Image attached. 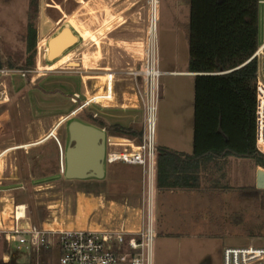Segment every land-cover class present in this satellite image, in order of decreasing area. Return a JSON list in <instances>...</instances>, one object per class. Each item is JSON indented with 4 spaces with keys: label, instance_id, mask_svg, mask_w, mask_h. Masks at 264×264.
Masks as SVG:
<instances>
[{
    "label": "rangeland",
    "instance_id": "374dc122",
    "mask_svg": "<svg viewBox=\"0 0 264 264\" xmlns=\"http://www.w3.org/2000/svg\"><path fill=\"white\" fill-rule=\"evenodd\" d=\"M151 2L38 0L34 25L38 31L35 67L39 72L29 79L9 78L5 84L9 100L0 104V150L31 146L9 152L0 163V211L7 209L3 215L7 226L11 224L13 204H23L27 206L28 221L37 226L59 223L61 228L105 230L125 225L133 231L145 226L152 211L156 233L153 264H223V252L228 247H264V190L256 188L257 172L252 160L232 157L221 162L218 172L204 175L201 189L187 193L158 192L153 184L151 199L147 196L150 179L142 166L105 163L106 175L101 180L65 177L68 127L72 121L94 125L97 115L96 119L108 126L143 128L144 112L139 103L134 106L136 92L128 79L125 85L120 84L122 89L117 87V92H126V97L113 106L95 105L72 116L80 105L73 102V97L83 93L101 95L106 72L132 68L143 57ZM29 3L0 0V62L5 67L9 63L26 66ZM257 12L261 46L264 5H259ZM188 16L186 0H158L157 42L162 71L188 67ZM64 28L71 33L65 35L61 48L48 47V59L43 48ZM72 44L75 46L64 52ZM262 59L259 77L263 81ZM159 82L156 148L192 154L191 80L162 75ZM52 134L60 141L64 159ZM106 134L111 137L108 129ZM47 138L43 144L32 146ZM107 152H111L108 144ZM17 253V245L13 244L11 256Z\"/></svg>",
    "mask_w": 264,
    "mask_h": 264
},
{
    "label": "trees",
    "instance_id": "16d2710c",
    "mask_svg": "<svg viewBox=\"0 0 264 264\" xmlns=\"http://www.w3.org/2000/svg\"><path fill=\"white\" fill-rule=\"evenodd\" d=\"M187 1L188 71L195 74L193 152L156 148L155 186L161 191L199 190L204 175L232 157L250 159L264 170V153L257 145L259 60L253 59L260 44V0ZM37 16L38 0H30L26 66L9 63L7 67H35ZM0 67L5 66L0 62ZM93 124L107 128L111 136L142 139L143 129L108 126L96 118ZM9 257H0V264H15L16 257Z\"/></svg>",
    "mask_w": 264,
    "mask_h": 264
},
{
    "label": "built area",
    "instance_id": "2783aa9c",
    "mask_svg": "<svg viewBox=\"0 0 264 264\" xmlns=\"http://www.w3.org/2000/svg\"><path fill=\"white\" fill-rule=\"evenodd\" d=\"M259 3L264 5V0H260ZM43 51L48 53L47 44ZM142 53L143 57L135 63L134 67L116 72L112 70L106 72V85L101 95H98L99 92L93 96L84 93L82 95L75 94L73 102L80 104L75 110L79 112L95 105L106 106L111 103L113 106V103L120 102L126 97V92L120 95V92H117V87L122 89L120 84L125 85L127 79L128 82H131L129 85L136 92L140 101L139 108L144 112L142 139L138 141L121 137L122 142H117L115 136H107V144L111 147V152H107L106 163L123 162L128 165L142 166L147 172V178L150 179L151 188L148 189L147 196L148 199H151L156 171V112L160 97L159 81L160 77L164 75L159 68L157 19L153 20L152 17ZM260 57L263 58L260 64L263 81L260 79L258 71L257 145L264 153V42L259 46L253 59L258 58L259 60ZM37 72H39L37 66L30 69L0 67V104H2V100L5 103L9 100V94L5 87L9 78L18 76L29 79L36 76ZM116 78H121V80H116ZM124 80L125 82H122ZM96 117L97 115H94V119ZM102 130L106 132L105 129ZM53 138L58 143L64 158L59 139L55 135ZM17 148L19 147L0 150V162L7 157L6 154L18 150ZM13 209L11 226L4 223L3 215L7 209L0 211V255L9 260L12 245L16 244L18 253L14 255L16 257L15 264H153V242L156 233L152 226V211L149 212L145 226L133 231L125 226L105 230L61 227L57 229L53 225L37 226L28 221L26 205L13 204ZM23 257L25 261L20 262L19 260H22ZM223 264H264V247L252 245L228 247L223 252Z\"/></svg>",
    "mask_w": 264,
    "mask_h": 264
},
{
    "label": "water",
    "instance_id": "95a60500",
    "mask_svg": "<svg viewBox=\"0 0 264 264\" xmlns=\"http://www.w3.org/2000/svg\"><path fill=\"white\" fill-rule=\"evenodd\" d=\"M71 30L64 28L48 47L54 50L61 48L67 39L66 34ZM71 35V34H70ZM73 36V35H72ZM65 39V40H64ZM77 44V43H75ZM75 44L64 50L67 51ZM63 52V53H64ZM62 53V54H63ZM51 53H48V59ZM57 59V58H55ZM52 61V60H51ZM70 143L65 152V177L69 180H87L105 177V163L107 155V134L104 130L80 121L69 124ZM256 188L264 190V170L259 169L256 175Z\"/></svg>",
    "mask_w": 264,
    "mask_h": 264
},
{
    "label": "crops",
    "instance_id": "0c3cea01",
    "mask_svg": "<svg viewBox=\"0 0 264 264\" xmlns=\"http://www.w3.org/2000/svg\"><path fill=\"white\" fill-rule=\"evenodd\" d=\"M187 1V0H186ZM188 2V1H187ZM189 5V4H188ZM189 17V16H188ZM189 23V22H188ZM187 34H188V31H187ZM163 73H164V75H169V76H176V77H183V78H187V79H189V80H191V85H192V95H191V103H192V107L194 108V77H195V74L194 73H190L189 71H188V67L186 66V68L185 69H183V70H169V71H162ZM100 84H105V83H100ZM100 86H103V85H100ZM129 95H134V94H129ZM134 96H136L135 98H136V101L135 102H137V104H135L134 106L135 107H137L138 106V98H137V95L135 94ZM132 97V96H131ZM132 100H134V99H131V101ZM134 102V101H133ZM139 107V106H138ZM127 108V107H126ZM129 108H132V106H130ZM74 115H76V111L73 113ZM59 128V127H58ZM54 135V134H53ZM53 135H52V137H53ZM115 141H117V142H122L121 140H120V138H118V137H116L115 138ZM44 142H46V141H44ZM43 142V143H44ZM43 143H41V144H43ZM38 146V145H37ZM159 147H161V146H159ZM21 148H25V146H23V147H19V148H17V149H21ZM179 152V151H178ZM188 154V153H187ZM64 159V158H63ZM228 160H230V159H228ZM222 166V165H221ZM256 167V166H255ZM218 170H220V168L219 169H212L211 170V173H215L216 171L218 172ZM259 170V168H256V172ZM213 174L211 175V177L213 176ZM216 178V177H215ZM219 178V177H218ZM204 181V180H203ZM215 181H217V179H215ZM202 185H203V182H202ZM202 187V186H201ZM157 189V188H156ZM157 191L158 192H161V190H158L157 189ZM180 191H182V190H180ZM184 192H189L188 190H183ZM169 192H176V191H169ZM53 225V227H55V228H60L61 226H60V224L59 223H54V224H52ZM122 227L123 226H125V225H121ZM121 226H118V227H111V229H117V228H121ZM127 228V227H126ZM91 229H94V228H91ZM97 230H101V229H97Z\"/></svg>",
    "mask_w": 264,
    "mask_h": 264
},
{
    "label": "bare ground",
    "instance_id": "6f19581e",
    "mask_svg": "<svg viewBox=\"0 0 264 264\" xmlns=\"http://www.w3.org/2000/svg\"><path fill=\"white\" fill-rule=\"evenodd\" d=\"M152 4V19L155 20L158 18V0H152L151 2ZM138 102H139V105H140V101H139V98H138ZM140 107V106H139ZM72 116H75L74 114H72ZM61 122V121H60ZM65 121H63L64 123ZM59 124V123H58ZM58 129V127L56 128ZM55 129V130H56ZM53 135V134H52ZM49 138L45 139L44 141H47ZM44 141H41L39 143H36V144H33L32 146H37V145H40L41 143H43ZM31 145H26L25 148L27 147H30ZM1 163V162H0ZM0 172L2 173V169H0ZM0 184L2 183V177H0ZM13 215H14V209L9 213V217H10V220H11V224H9L10 226L12 225V221H13ZM5 223V222H4ZM6 224V223H5Z\"/></svg>",
    "mask_w": 264,
    "mask_h": 264
},
{
    "label": "flooded vegetation",
    "instance_id": "af4514ba",
    "mask_svg": "<svg viewBox=\"0 0 264 264\" xmlns=\"http://www.w3.org/2000/svg\"><path fill=\"white\" fill-rule=\"evenodd\" d=\"M83 123V122H82ZM86 124V123H85ZM89 125H91V124H89ZM94 126V125H93ZM96 127V126H95ZM68 135H69V129H68ZM70 137V136H69Z\"/></svg>",
    "mask_w": 264,
    "mask_h": 264
}]
</instances>
